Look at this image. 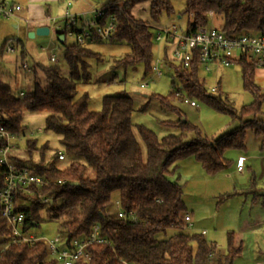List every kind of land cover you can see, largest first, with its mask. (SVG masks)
Instances as JSON below:
<instances>
[{
    "label": "trees",
    "instance_id": "16d2710c",
    "mask_svg": "<svg viewBox=\"0 0 264 264\" xmlns=\"http://www.w3.org/2000/svg\"><path fill=\"white\" fill-rule=\"evenodd\" d=\"M145 1L155 21L163 11L172 13L168 0H109L102 7L103 16L97 20L103 25L110 16L114 18L112 35L99 43L124 42L130 46V52L116 62V66L143 63L144 75L152 71L153 34L142 21L132 19L127 8ZM208 12L221 21L219 28L228 36L264 32V0H185L181 14L191 16L192 21L186 28L194 30V27L206 26ZM61 43L64 45V39ZM15 44L21 47L23 58L21 42ZM88 47L81 48L76 42L64 46L66 76L57 65L22 66L31 84L25 92L14 94L9 83L0 76V128L18 137L24 129V112H46L45 130L60 137L61 152L71 159L67 167L60 168L59 152L48 159L47 147H37L32 140L26 142L25 158L8 153V162L17 170L28 169L49 182L48 186L33 188L36 199L23 193L17 195L16 210L23 214L24 231L38 226L42 212L47 218L60 221L67 241L85 239L97 225L100 236L111 246L91 245L88 247L90 261L75 264H210L216 248L203 233L191 231L192 223L190 229L186 227L183 217L187 213L181 217L186 212L182 186L169 176L174 172L176 161L187 156L198 161L208 176L224 171L229 167L223 157L225 151L243 150L247 131L264 146V120L258 118L264 94L255 83L257 68L245 60L237 63L243 89L253 99L235 111L221 98L218 89L211 92V88L206 87L195 62L183 69L167 61L173 71L172 91L165 97H153L161 109L176 117L164 124L179 132L158 138L148 128L132 125L129 96H105L99 111L87 109L88 96L77 94L76 81L80 77L84 82L88 80L85 75L88 62L96 57ZM175 91L230 115L239 121L238 127L213 142L207 141L174 104V101L182 104L181 99L174 96ZM4 146L5 142L0 140V150ZM6 172V166L0 164V189ZM57 181L64 183L58 185ZM250 183L255 186L253 176ZM113 192H118V212L133 213L135 222L118 218V212L115 216L109 213ZM39 197H47L51 202L42 206ZM232 236L231 232L227 234L225 254L216 264H232L241 253V247H234ZM11 239L12 232L1 216L0 205V242L7 243L0 252V264H53L42 243L13 244Z\"/></svg>",
    "mask_w": 264,
    "mask_h": 264
},
{
    "label": "rangeland",
    "instance_id": "374dc122",
    "mask_svg": "<svg viewBox=\"0 0 264 264\" xmlns=\"http://www.w3.org/2000/svg\"><path fill=\"white\" fill-rule=\"evenodd\" d=\"M107 1L109 0H59V2L51 4L50 11L60 14L67 10L69 14L75 15L73 9L76 8L78 10L76 16L85 14V20L93 21L95 11L102 9ZM4 2L19 7L24 4L23 0H4ZM168 2L172 8V13L167 14L163 11L157 21L150 17L149 3L146 1L129 6L127 12L132 19L142 21L152 34L154 29L166 28L170 25H176L181 30H185L189 21L187 15L181 14L185 8V0H168ZM178 16L180 17L178 18ZM212 22H214L215 27H219L221 24V21L215 17ZM48 25L52 28L48 35H35L30 38L23 23L13 18L0 17V76L9 83L14 94L25 92L31 88L29 78L25 76L22 66L30 68L35 63L46 66L57 65L62 75L68 74V68L63 59L64 46L74 44L75 37L67 35L63 31L64 20L62 19H57L54 24ZM80 26L81 23L78 20L75 27L80 29ZM62 32L64 33V45L58 41V33ZM6 40L13 42L14 51L12 53L5 52L4 42ZM17 41L21 42L25 54L23 58H21V47L15 44ZM88 49L96 54V57L88 62L85 73L88 75V80L84 82L83 77H80L76 81V91L78 95L86 94L88 96L87 109L89 111H99L105 96L126 95L132 99L131 123L133 126L142 125L154 132L158 138L179 132L177 128L164 124L166 121L175 120L176 117L174 114L161 109L159 102L153 97L155 95L165 97L172 91L173 71L168 63H174L171 60L170 49L164 42H158L154 39L152 41L151 67L154 65L159 67L160 76L153 71L144 75L143 63L126 67L116 66V62L130 52V46L124 42L89 44ZM51 55L55 56L57 60L55 63L49 61ZM200 76L204 78L208 89L217 86L218 94L235 111H238L241 106L249 104L253 99L251 94L243 89L238 64H233L227 68L214 67L208 73L201 72ZM141 84H146V86L141 88ZM174 102L184 114L187 122L196 126L201 137L207 141L213 142L220 135L232 131L239 125L237 119H233L228 114L220 113L203 102L197 101L196 108ZM46 116V112L26 111L23 113L22 125L24 129L13 143L14 148L11 150V155L25 158L24 150L28 140L35 141L37 147L45 145L47 147L45 155L48 159L57 151L62 153L59 143L60 137L52 131L45 130ZM258 118L264 120V102L261 107V115ZM133 132L143 149L135 127H133ZM187 135L190 136L191 134L187 133ZM260 145V140L252 132L247 131L244 136V149H230L225 151L223 155L224 159L229 162L227 168L229 171H221L208 176L198 161L192 156H187L176 161L174 172L169 176L171 181H176L182 186V199L186 212L181 217L186 213L189 214L194 226L191 231L200 233L202 229H209L208 236L213 237L217 243H215L216 251L210 264H216L217 260L225 254L227 232L231 230H224L222 227H230L231 229L237 227L240 213L247 217V208L239 211L244 201V195L235 197L230 194L232 193V185L237 186V189H249L253 175L248 169V162H246L243 171H236L235 161L238 156L246 157L247 155L264 153V146L260 150ZM70 161L71 159L65 157L63 161L58 162V166L65 168ZM258 162L256 159L252 160L251 167H255V163ZM261 170L263 169L257 168L255 172L258 174L254 180L256 184H261V180H264L262 177L264 173H261ZM229 192L230 194H227ZM240 192L238 190L237 193ZM251 196L247 195L248 198ZM110 199L108 211L112 216H115L119 211L118 192H113ZM41 215L42 220L38 226L32 228V233L46 241H53L58 235L63 237L60 221L47 218L44 212ZM197 225L199 230L196 228ZM6 244L0 242V252L5 249ZM51 259L48 257L49 261Z\"/></svg>",
    "mask_w": 264,
    "mask_h": 264
},
{
    "label": "built area",
    "instance_id": "2783aa9c",
    "mask_svg": "<svg viewBox=\"0 0 264 264\" xmlns=\"http://www.w3.org/2000/svg\"><path fill=\"white\" fill-rule=\"evenodd\" d=\"M20 10L17 5H8L0 0V17L14 18ZM104 13V9L95 11L93 21L85 20V14L66 15L64 20V32L67 35L75 37V42L81 48H87L89 44L107 41L113 33L114 18L109 17L105 24L99 25V20ZM209 23L206 26L194 27V30L185 28L181 30L176 25H170L166 28L154 29L153 39L158 42H164L170 49L171 60L175 66H181L187 69L194 62L198 65L201 72L208 73L212 68H227L237 64L241 60L247 61L257 69L264 70V32L260 34H240L228 36L224 34L219 27L214 26L212 22L214 16L208 12ZM80 17V18H79ZM79 18V19H78ZM80 21L81 28L77 29L75 24ZM56 20H50L54 24ZM192 24L191 16L187 25ZM54 27V26H53ZM187 27V26H186ZM51 32V27L48 28ZM14 51L13 42L5 43V52ZM49 61L55 63L57 60L54 55L49 57ZM24 67V66H23ZM152 71L160 76L159 67L154 65ZM146 84H141L143 88ZM217 86L211 87V92L217 91ZM21 95V93H20ZM176 98H180L182 104L196 108L197 103L182 94L179 91L174 92ZM0 140L5 142V146L0 150V164L6 166L4 176V185L0 189L1 216L6 221L12 232L11 242L13 244L33 245L42 243L51 257L53 264H75L77 262L88 263L90 253L88 247L91 245H108L110 243L100 236V228L94 225L85 239H73L67 241L65 237L58 235L53 241H46L32 233V229L24 231V217L21 212L16 210L17 195L23 193L30 199H36L33 188L40 189L48 186L49 182L41 176L33 174L28 169L17 170L8 162V153L14 148V142L17 137L0 128ZM58 161L64 160V154L58 153ZM242 159L238 161V168H242ZM63 181H57L62 185ZM42 206H47L51 200L47 197H39ZM118 218L131 219L135 222L133 213L127 215L118 212ZM186 227L191 228V219L189 215L183 217ZM203 233V232H202ZM204 234V233H203ZM122 264H130L123 262Z\"/></svg>",
    "mask_w": 264,
    "mask_h": 264
},
{
    "label": "crops",
    "instance_id": "0c3cea01",
    "mask_svg": "<svg viewBox=\"0 0 264 264\" xmlns=\"http://www.w3.org/2000/svg\"><path fill=\"white\" fill-rule=\"evenodd\" d=\"M23 1L24 4L19 7L20 10L17 12L16 16L13 19L23 23L28 32H34L37 28L42 26L49 28L48 24H51L50 20L63 19L66 15L69 14L67 10L60 14L51 13V4L54 2H59V0ZM73 12L76 13L75 15L78 14V10L76 8L73 9ZM14 28H17V26H14ZM254 76L255 83L259 86L261 92L264 93V70L256 69ZM262 147L263 146H261L260 150H262ZM240 159H242L243 161L241 169L238 168V161ZM254 159L259 162L255 163V167L252 168L251 161ZM246 162H248L249 164L248 169L252 172L254 180L258 176V174L255 173L257 168L263 169L261 170V173H264V153H261L259 155H247L246 157L238 156L235 161L236 171H243ZM224 171L229 170L226 169ZM262 177L264 178V175ZM261 181V184L255 183V186H251L249 189H237V186L232 185V193H227L235 197H237V195H244V201L242 202L243 204H241L239 211H242L244 208L248 209L246 210L247 217L244 216V214L240 213L239 219L237 221V227L233 229H231L230 227H222V229L224 228V230H231L228 231L227 234L230 232L233 234L232 241L234 247H241V253L234 259L232 264H264V180ZM238 190L241 191L239 194L237 193ZM247 195L252 196L248 198ZM196 228L198 229L199 226L197 225ZM208 230L202 229L200 232H203L206 240L215 246L217 243L216 241H214L215 239L213 237L208 236Z\"/></svg>",
    "mask_w": 264,
    "mask_h": 264
},
{
    "label": "water",
    "instance_id": "95a60500",
    "mask_svg": "<svg viewBox=\"0 0 264 264\" xmlns=\"http://www.w3.org/2000/svg\"><path fill=\"white\" fill-rule=\"evenodd\" d=\"M48 34H49L48 27L42 26V27L37 28L34 32H29L28 36L30 38H33L35 35H37V36H46ZM63 39H64V37L62 35H59V33H58V41L62 42Z\"/></svg>",
    "mask_w": 264,
    "mask_h": 264
}]
</instances>
